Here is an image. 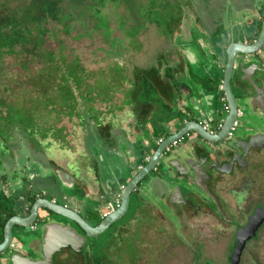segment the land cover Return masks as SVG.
<instances>
[{"label": "flooded vegetation", "instance_id": "af4514ba", "mask_svg": "<svg viewBox=\"0 0 264 264\" xmlns=\"http://www.w3.org/2000/svg\"><path fill=\"white\" fill-rule=\"evenodd\" d=\"M180 2L181 5L175 12L181 16L178 29H180L179 34H182L179 36L182 39L190 35L201 50V47L206 48L207 45V55L210 58L208 63L210 62L212 67L202 61L199 72L194 71L197 75L191 76L193 72L190 71V76L195 84L204 85L208 93H204V99L199 98L200 106L193 108L190 100L192 93L188 91L197 90H192L191 87L187 90L186 85L180 86L183 87L181 96L189 93V97L185 96L177 102L179 115L176 130L170 133L154 131V151L162 140L191 121L201 124L207 132L219 131L223 121L218 126L215 121L217 115L224 114L222 97L229 106L228 96L222 84L228 58L226 53L228 45L232 42L251 44L260 41L264 31V0H181ZM149 24L154 23L145 22L140 33L146 27L149 30ZM155 25L160 34L158 48L163 49L164 39L169 36L161 32L157 24ZM213 26L217 30L218 42L231 39L221 50L223 62L219 56V46H213L209 42L212 41L213 34H209L208 27ZM262 43L260 49L254 53L237 55L234 62L230 86L237 103V116L228 134L220 141L209 142L195 131H188L169 145L161 155V160L173 156L175 151L189 156L194 162L197 175H193L188 169V174H181L179 169L173 166V170H165V159L158 161L131 192L128 210L121 218L113 222L104 232L87 237L80 251H75L71 247L62 248L54 254L52 264H119L120 261H129L130 255L126 252L124 257L121 256V249L125 247V242L130 238L133 240L134 236L137 239L134 243L131 242L138 251L148 250L146 252L149 255L145 256L146 258L150 256L153 264H264V219L245 239L237 255L242 244L239 241V233L253 221L256 212L264 208V39ZM156 51V54H151L150 57L159 61L161 53L158 49ZM134 69L136 66L132 71ZM132 71L130 74L134 81L130 83V88L136 89L137 92L143 89L148 91L151 85L139 84L138 75L133 74ZM145 75L157 85L159 95L158 87H162L163 90L169 89L170 84L167 79L164 80L160 76V79L155 80L154 73L150 72L147 74L145 72ZM218 78L220 85L216 88L215 82ZM188 85L190 83H187ZM100 99L99 97L90 100L92 108H95ZM85 113L89 112L77 114L79 122L86 117ZM55 129L49 127L45 129L44 134L38 132L31 134L30 136L35 137L34 142L39 141L38 148L34 149L31 147L35 145L29 137L15 131L14 140L9 144L10 147L8 145L12 155H7L17 170L10 174L8 172L1 174L8 188L15 190L22 185L25 189L23 183L26 178L32 180L38 177L48 178L47 173L44 172L48 170L49 177L56 179L62 190L66 193L74 191L76 177L73 172L71 173L72 165L64 164L65 158L60 161L63 149L59 147L61 144L57 139L60 137H56ZM76 132L77 130L75 134ZM154 151L145 158L143 166L147 164ZM33 155H38L40 159H34ZM41 156L47 157V160ZM72 160L76 162V158ZM79 160L78 163L76 162L77 165L74 163V169L78 170L81 166L79 170L82 172L88 168V164L84 158ZM63 172H68L73 178L68 177V180H63L61 178ZM126 184H120L119 190L114 185L109 188L102 196L107 199L102 206H89L83 215L78 212L91 226L98 225L121 206ZM31 191L29 188L26 195L18 194L21 198L24 197L25 202L16 210L9 209L14 213L12 216L28 215L35 200L44 198L39 193L33 194ZM0 194L7 201L11 197L12 200L14 199L13 193L11 196L5 191ZM111 195L114 196L112 199ZM74 197L75 200L78 199L77 196ZM48 199L71 208L66 202L59 203L57 198ZM50 216L55 217L52 212L40 209L37 221L33 227L30 226L34 233L26 231L22 234L37 237L41 226ZM125 217V221L121 222ZM59 220L65 218L59 217ZM70 223L80 234H86L77 223ZM16 227L27 228L14 226L13 234ZM34 238L21 241L14 235L9 249L0 254V264H12L6 254L8 252L37 257L38 253L35 251L37 243ZM133 244L132 248H134ZM115 251L120 252V255L114 254ZM145 256H140L137 259L138 263H146Z\"/></svg>", "mask_w": 264, "mask_h": 264}, {"label": "rangeland", "instance_id": "374dc122", "mask_svg": "<svg viewBox=\"0 0 264 264\" xmlns=\"http://www.w3.org/2000/svg\"><path fill=\"white\" fill-rule=\"evenodd\" d=\"M59 1L61 3V8L64 10L63 12L65 14L68 13L70 16L68 19L70 30L67 31L64 29L67 19H64V22H58L54 18L49 17L47 21L43 23L50 28L51 34L49 38L45 36L46 39H43L41 42L42 44L39 45L48 53L44 52L43 49V52L41 53L30 54L27 52L26 49L34 45L35 38H32L34 41L28 40L25 43H23V40L17 39L12 46L11 52L7 51V48L0 49V142L6 141L4 143L5 146L0 145V156L3 158H5L7 154L9 156L12 155L9 149V144L13 142L15 137L12 132L16 129V131L24 135L26 134V132L23 131L22 125L14 121H9V118L12 117L11 112H14L16 107L22 108V106H24L23 104H25V107L27 106L26 108L32 109L35 107V99H32V97L35 98L39 92L42 94V90L44 89L51 90L52 88L53 90H57L63 83L60 79L61 74L59 70L55 71V73L52 72L51 76H47V80L43 79V74L40 72L46 66L51 67L54 65L52 63L53 56L56 57L55 64H61L63 66L61 70H64V72H66V69L68 68L65 64L70 65L71 63L75 64L74 67L79 66L78 74L82 78L81 85L76 89L77 102L79 103L75 104L76 102H71L65 97L67 105L66 107L62 106V109L53 103H51V105L45 110H42L40 107L35 108L34 110H37V112H35L34 118L40 125L33 122V127L42 128L39 131L36 130L39 134H44L45 129H48L49 127H52L53 129L59 128L63 120H65L64 123L66 122L68 124L72 121L76 122L78 119L77 114L80 112L84 113L87 110L90 114L98 113L96 108H92V102H90V100L93 101L100 97L106 102L113 101L114 93H120L124 98L126 97L131 101V99H133L132 94L136 91V89L128 88L129 83H133L132 81H134L130 74L132 69L135 66H147L151 60V54H156L157 49L159 53L163 51L162 48H158V37L160 34L156 29L155 23L149 24L150 29L147 30V27L144 28L142 33L138 36L136 33L129 31V34H135V36H130L126 29L131 27V23H133L131 28L135 29L134 27L137 26L135 21L136 18L130 20L128 24L121 25V22L123 23V17L120 15L122 14L121 12H123V8H117L116 4L112 1L108 2L106 7H103L100 10L101 15L106 18L108 17L109 31H106L105 26L102 27L99 24V17H96V15L93 14L95 10L93 12V10L85 8V4L89 3L91 0ZM6 2L11 3L9 5L10 7H17L16 16L22 21L23 26L36 27L34 23L36 20L35 11L37 10V4L30 0L27 9L26 7L18 5L23 4L22 0H0V8L1 5L3 3L6 4ZM170 5L171 4L167 6V11L165 12H170L172 14L174 7ZM147 7L148 5L146 3L144 10L139 9L142 16H144ZM162 10L163 9L159 8L155 11H150L152 18L154 19L151 21L162 22V20H166V13H162ZM125 13L126 11L123 14ZM132 17L133 14H131V18ZM101 20L105 22L104 19ZM0 23H3L2 19H0ZM163 23L164 24L160 26V30L164 29L166 21H163ZM35 44L37 45V43ZM62 57L64 58L65 63L61 62ZM204 61L209 67H212L211 63H208V60L204 58ZM143 67L141 69L149 68V66ZM195 70L199 72L198 68ZM48 71L49 70L46 72ZM132 73L137 74L136 69H134ZM146 80L152 82L151 79ZM58 82H61V84H58ZM46 84L48 86H46ZM71 87L74 88L75 85L71 84ZM147 94V98L151 97V100L159 109H165L164 107L167 101H165L163 97L161 98L156 88L149 86ZM11 107H13L14 111L10 110ZM70 108L73 109L70 110ZM223 115H217V120H221ZM69 116L71 119L68 118ZM68 119L70 122L67 121ZM17 125H19V127L15 128ZM55 133L57 136L62 132L59 129H55ZM27 137H29L30 141L35 145L31 148H38L39 141L36 140V142H34V136L27 134ZM14 155L15 154L13 153V156ZM49 176L50 175H47V177ZM124 181H126V184L127 180ZM6 184V181L0 180V191H5L10 194V196L13 193L14 199L12 200L11 197V199L9 198L10 200L8 199L7 201L4 197L0 196V214L7 206L9 209L14 210H16L17 207H20L25 202V199L24 197L21 198L18 194L23 193L26 195L29 188H31L33 194L39 193L44 196V198H57L59 203L66 202L71 207H74V201L72 199L75 198L64 197L67 194L66 191L62 190L60 188V183H56V181L54 182L52 177H38L35 180L26 178L23 183L25 189L21 185L19 188L12 190L8 188ZM113 185L119 190V183L114 182ZM113 197L114 196L111 195V199ZM125 219L126 217L123 218L121 222H124ZM26 231L31 234L34 233V231L30 229V226H27V228L16 227L14 235L19 238V236L22 233H26ZM135 239H137L136 236L133 237V240L130 238V240L125 242V247L123 246L124 248L121 249V256L124 257L127 252L128 255H130V260L124 261L126 263L120 261L119 264H153L152 258H149L150 256H147L146 258L145 256L148 253L146 252L148 250H137L133 244ZM131 241H133V243ZM132 244L134 248L131 247ZM114 254L120 255V252L115 251ZM140 256H145L147 262L138 263L137 259H139Z\"/></svg>", "mask_w": 264, "mask_h": 264}, {"label": "crops", "instance_id": "0c3cea01", "mask_svg": "<svg viewBox=\"0 0 264 264\" xmlns=\"http://www.w3.org/2000/svg\"><path fill=\"white\" fill-rule=\"evenodd\" d=\"M208 29L209 34H213V39L209 42L213 46H219L218 50L220 51L218 52H220L219 56L223 62L221 50L226 47L231 39L220 43L218 38L216 39L218 34L214 26L208 27ZM179 31L180 29H176L175 32L173 30V37L164 39L160 60H153L151 57L147 65L151 68L156 67L161 78L167 79L170 84L169 89L166 90L158 87L161 98L163 97L167 101L164 110L159 109L151 100V97L147 98L148 94H145V92L148 91L143 89L133 93L131 101L126 97L125 99L120 93H114L113 101L106 102L100 99L99 103L95 105L98 113H85L86 117H83L81 122L78 119L76 122H70L68 119L69 124L64 123L65 120L60 124L58 129L62 133L56 136L60 137L57 140L61 144L60 149H63L60 161L65 158L64 164L69 163L72 165L70 168L71 173L73 172L76 177L74 191H67L68 193H65L64 197L75 198L74 196H77V200L72 199L74 207H70L80 211L82 215L87 207L102 206L106 202L107 199L102 196L108 192L109 188L113 187L112 182L117 181L121 185L125 184L126 181L124 180L128 182L143 166L145 158L151 155L155 148L154 131H167V133H170L176 130L179 115L177 112L178 100L184 99L185 96L189 97V93H192L190 100L194 108L200 106L199 101L194 96L204 99L203 96L199 95V91L205 90L208 93L204 85L195 84L192 81L191 76L197 75L194 74L196 70H193L187 56L184 54V51L190 48L197 55V50H200V47L196 45L190 35L181 39L179 35L182 33L179 34ZM205 47L207 48V45ZM190 71L193 72L191 76ZM187 83H190V85L187 86ZM185 85L187 90L191 87L192 90L196 89L197 91L191 92L189 90V93L181 96L183 87L180 86ZM199 85L201 88H198ZM130 86L129 83V89ZM123 111L124 114H122ZM75 130L78 133L75 134ZM36 156H34V159L39 160L38 155ZM42 158L47 160L45 156ZM72 158H76V162L80 161L79 158H84L88 168L82 172L79 169H74V163L77 165L78 162L76 163ZM10 159L8 155L5 158L0 156V180H4L1 178V174L4 172L10 174L17 170ZM44 172L50 175V171L45 170ZM53 180L59 183L56 179Z\"/></svg>", "mask_w": 264, "mask_h": 264}, {"label": "water", "instance_id": "95a60500", "mask_svg": "<svg viewBox=\"0 0 264 264\" xmlns=\"http://www.w3.org/2000/svg\"><path fill=\"white\" fill-rule=\"evenodd\" d=\"M263 39L264 31L262 33V39L260 41L253 42L251 44L243 42H232L228 45L226 51L228 58L222 84L224 86V91L228 96L227 101L229 103V111L225 116L222 122V126L220 127L218 132H207L203 129L201 124L196 121H191L188 124L182 126L177 132L170 134L168 137L162 140L158 144L156 150L154 151L147 164L141 167L140 170L126 184L122 195L121 206L110 215L105 217L96 226H91L77 210L68 208L62 204H57L49 200L48 198L40 197L36 199L32 204L28 215H14L6 221L3 231V240L0 242V254L5 253L11 246L12 240L14 238L13 227H27L33 225L39 217L40 209L52 212L55 217H49L48 221H46L41 226L37 237L34 238L33 236H26V234H21L19 236V239L21 241H29L33 238L35 239L37 243V248L35 249V251L38 253V256L27 257L19 252H8L7 255L9 256L10 262H12V264H52L54 254L61 251L62 248L71 247L75 251H80L84 246L87 237H93L94 235L104 232L113 222L121 218L126 213L130 203L131 192L134 190V188H136L137 184L155 167L158 161L161 160V155L163 154L164 150L174 141L179 139L184 133L188 131H195L201 138L208 140L209 142L222 140L228 134L229 129L231 128L237 116V103L231 93L230 86V77L236 57L239 54H250L259 50L263 44ZM201 48L202 50H197V55L190 48L184 51V54L187 56L191 67L195 69H199V65L202 61H204V58L208 61L210 59L207 55V49L204 47ZM200 85L198 86V88H201ZM204 93H206L205 90L202 92L199 91V95L203 96V98H205ZM194 97L199 101L200 97ZM173 153L175 154L173 156L171 155L168 159L162 158L161 160L163 161L165 159V170H171L173 166L177 170L179 169L178 171L181 174L186 175L189 172H192L193 175H197V170L194 162L189 156L181 155V153H177V151ZM80 168L81 166H79L78 169ZM187 169L189 170V172ZM68 177L73 178V176H71L68 172H63L61 178L63 180H68ZM59 217L65 218V220H59ZM263 219L264 208L259 209L253 216V221H251L250 224L242 230L243 232L239 233V241H241L242 244L237 252V255L240 253L245 239L249 237L251 233H253V231L257 228V226ZM70 222L77 223L85 231L86 234H80L76 230V228L71 225Z\"/></svg>", "mask_w": 264, "mask_h": 264}, {"label": "trees", "instance_id": "16d2710c", "mask_svg": "<svg viewBox=\"0 0 264 264\" xmlns=\"http://www.w3.org/2000/svg\"><path fill=\"white\" fill-rule=\"evenodd\" d=\"M62 1V0H61ZM112 1L113 3L116 4L117 8H123V12H121L122 14L120 16L123 17V23L122 24H128L130 20H134L136 21L137 26L134 27L135 29L131 28L133 26V23H131V27L127 28V33L129 34L130 32H134L136 33V35H138L141 32L142 27L144 26L145 22H151V23H155L158 25L159 28H161L160 26H162L164 23L163 21H166V25L164 26V31L161 29V31H163V33H165L167 36L169 37H173V33L175 32V30H178V26L179 24H181V16L179 14H176L175 12L178 11V7L181 5V0H91L89 3L85 4V8L86 9H91L95 10V12L93 13L94 15H96V17L98 18L99 24L104 27L106 31H109V27H108V17L106 18L105 16L101 15L100 10L103 7H106L107 3ZM145 1V3H144ZM32 2H34L35 4H37V10L35 11L36 13V20H35V28L32 27H25L22 24V21L16 16L17 15V10H16V6L15 7H10L9 5L11 4L10 2H6L3 3L1 5L0 8V19H2L3 23H0V49L2 48H7V51L12 50V46L15 44L17 39H21L23 40V43H25L28 40H33L32 38H35V43H37V45L34 43V45L27 50L28 53L32 54V53H41V52H47L45 49L41 48L40 45L42 44L41 42L43 41V39H46L45 36H47L48 38L50 37L51 34V30L47 25H44L43 23L45 21H47V19L49 17L54 18L56 21L58 22H64V19H67V23H65L64 25V29L69 31L70 30V26H69V14H65L63 11V9L61 8V3L59 0H32ZM63 2V1H62ZM23 4H18L21 7H26L28 9V6L30 4V0H22ZM147 3L148 7L147 10L144 13V16H142L141 12L139 11V9H143L145 8V4ZM169 4H171L170 6L174 7L173 13L171 14L170 12H165L167 11V6H169ZM163 9L161 12L162 13H166L165 16L166 20H162L157 22V21H151L154 20L151 16L150 11H155L156 9ZM126 13L123 14L125 11ZM131 14H133V17L131 18ZM102 16V18H101ZM139 16V17H138ZM101 19H104L105 22ZM103 21V22H102ZM125 22V23H124ZM6 23V24H5ZM1 24H5V25H1ZM141 25V26H140ZM174 30V32H173ZM130 31V32H129ZM129 34L130 36H135V34ZM40 44V45H39ZM43 49V51H42ZM48 53V52H47ZM55 56H53L52 58V63L54 64L53 66L49 67L46 66L44 69H42L40 72H42L41 74H43V79L47 80V76H51V73L57 70H59L61 76L60 79L61 81H63V83L61 84V82H58V84H61L59 86V89L57 90H53V91H49L48 89H44L42 90V94L39 92L35 98L32 97V99H35V107L31 108H26L25 104H23L24 106H22V108H17L15 109V111L13 110V107H11L10 110L14 111L11 112L12 117H10L9 121H14L17 122L18 124L22 125L23 131L26 132V136L31 135L35 132H37L36 130H41L42 128H34L33 127V122H35V124L40 125L37 123L36 119L34 118L35 112H37V110L35 111L34 109L37 107H40L42 110H45L48 106L51 105V103L58 105L57 107L62 109V106H66V99L65 97L68 98L69 101L71 102H77V94H76V89H78V87L81 85L82 83V78L81 76H79L78 71H79V66L74 67L75 64H65L66 66H68V68L66 69V72H64V70L62 71V65L56 63L55 64ZM61 62H64V58L62 57ZM47 70H49L48 72H46ZM136 71H137V75H138V82L139 84H143L144 85H151L152 87L156 88V84L152 83V82H148L146 79H149L146 75L147 73H154L155 75V80L160 79V74L159 71L157 70L156 67H152V68H148V69H141V68H137L136 67ZM42 78V77H41ZM45 83V81H44ZM57 83V82H56ZM71 84L75 85V89L71 87ZM220 85V78H218L215 82V87L218 88ZM44 86V85H43ZM46 86H48L46 84ZM157 89V88H156ZM222 96V94L220 95V97ZM41 104V105H39ZM25 107V108H24ZM75 107V106H74ZM28 109V110H27ZM73 108H70V110ZM26 110V111H24ZM39 111V110H38ZM222 116V115H221ZM33 118V119H31ZM33 120V121H31ZM220 123V120L217 121L216 126H218V124ZM19 127V125L15 126ZM14 128V129H15ZM16 131V129H15ZM12 132L13 134L15 133ZM17 132V131H16ZM24 135V134H23ZM6 141L0 142V145H4ZM5 146V145H4ZM7 147V146H6ZM0 196L2 197V195L0 194ZM6 200V199H5ZM7 202V201H5ZM5 207V206H4ZM14 213L9 210V207H5L4 210L1 211L0 214V242L3 240V228L4 225L6 223V221L13 215Z\"/></svg>", "mask_w": 264, "mask_h": 264}, {"label": "built area", "instance_id": "2783aa9c", "mask_svg": "<svg viewBox=\"0 0 264 264\" xmlns=\"http://www.w3.org/2000/svg\"><path fill=\"white\" fill-rule=\"evenodd\" d=\"M221 102L223 103L224 114L227 115V114H228V111H229V106H228V104L226 103L224 97L221 98ZM225 115H223V117L221 118V121H220V122L223 121V118H224ZM219 124H220V123H219ZM116 205H117V206L119 205V198H118V197H117V199H116ZM105 215H106V213H105ZM31 226L33 227V225H31Z\"/></svg>", "mask_w": 264, "mask_h": 264}]
</instances>
